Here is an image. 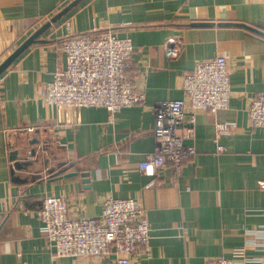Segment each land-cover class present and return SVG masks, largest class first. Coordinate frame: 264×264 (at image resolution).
Masks as SVG:
<instances>
[{"label":"crops","instance_id":"crops-1","mask_svg":"<svg viewBox=\"0 0 264 264\" xmlns=\"http://www.w3.org/2000/svg\"><path fill=\"white\" fill-rule=\"evenodd\" d=\"M71 1L0 0V63ZM67 20L71 34L98 25L132 37L127 72L144 88V101L113 117L103 106L45 101L46 82L66 65ZM244 24L264 31V0H82L2 72L0 264L114 263L113 251L99 261L54 256L35 208L25 199L56 194L67 196L72 216L98 217L107 196L140 201L153 232L149 254L134 264H206L217 256L264 264V247H251L264 242V128L252 126L248 115L253 97L264 92V34ZM170 38L179 40L176 54L168 52ZM220 54L228 60L231 107L197 110L195 134L187 139L196 153L184 162L178 180L172 165L144 173L139 163L155 147V104L186 97L185 74L198 61ZM223 120L238 124L221 137L224 150L219 151L216 123ZM61 161L76 162L80 173L48 180V168ZM81 172H89L87 183ZM243 247L252 260L235 255Z\"/></svg>","mask_w":264,"mask_h":264},{"label":"built area","instance_id":"built-area-1","mask_svg":"<svg viewBox=\"0 0 264 264\" xmlns=\"http://www.w3.org/2000/svg\"><path fill=\"white\" fill-rule=\"evenodd\" d=\"M71 23L66 21L71 32L62 44L66 65L53 70V78L44 86L45 101L56 106H103L112 117L123 108L144 101V88L127 72L133 63L132 37L118 35L111 26L98 25L87 32L71 34ZM178 41L168 40L170 54L178 52ZM4 78V73L0 74V94ZM183 85L186 97L161 100L154 106L155 147L139 163L146 174H155L172 165L174 180H178L184 162L196 153L187 139L195 134L197 110L216 113L231 107L232 83L226 54L198 61L195 69L185 74ZM248 115L252 126L264 128V92L253 97ZM187 121L193 125L187 127ZM237 124L236 120L216 123L219 151L224 150L221 137L234 133ZM42 200L41 207L34 212L56 257L88 256L99 261L113 251V264H134L140 255L150 252L153 227L147 208L136 198L107 196L102 200L98 217L70 215L64 194L47 195ZM257 246L264 247V242L251 244L252 248ZM235 255L244 257L245 262L252 260L246 256L245 247L236 250ZM206 264H236V261L217 256Z\"/></svg>","mask_w":264,"mask_h":264},{"label":"water","instance_id":"water-1","mask_svg":"<svg viewBox=\"0 0 264 264\" xmlns=\"http://www.w3.org/2000/svg\"><path fill=\"white\" fill-rule=\"evenodd\" d=\"M82 0H72L70 3H68L66 6H64L61 10H59L55 15L52 16L50 20H48L46 23H44L41 27H39L31 36H29L24 42H22L3 62L0 63V73L4 72L31 44L36 42L40 35H42L49 27L53 25V23L58 22L61 18H63L70 10H72L74 7H76ZM213 25L214 22H194V26H199V25ZM220 25H222V22H219ZM229 24V23H226ZM242 25V24H239ZM245 27L262 33L264 34L263 30H260L254 26L251 25H246L244 24ZM32 155L36 154V149H33ZM16 151L14 150L12 152V158L16 159L17 157L13 156ZM66 161H61L51 167H49L48 172V180H55L58 178H61L63 176H71L75 174H79L80 170L78 168V164L76 162L66 164ZM58 166H64L58 169ZM21 167V166H19ZM74 167L73 170H70V168ZM82 176L85 178L84 182L89 181V172H81ZM15 180L17 181H22V178L15 177Z\"/></svg>","mask_w":264,"mask_h":264},{"label":"trees","instance_id":"trees-1","mask_svg":"<svg viewBox=\"0 0 264 264\" xmlns=\"http://www.w3.org/2000/svg\"><path fill=\"white\" fill-rule=\"evenodd\" d=\"M192 25H193V23H192ZM256 33L258 35L262 34V33H259V32H256ZM42 203H43L42 199L36 198L34 196H28L25 199V205L27 207L38 208V207H41Z\"/></svg>","mask_w":264,"mask_h":264}]
</instances>
